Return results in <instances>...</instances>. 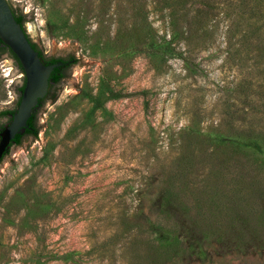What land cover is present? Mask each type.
Masks as SVG:
<instances>
[{
  "label": "rangeland",
  "instance_id": "1",
  "mask_svg": "<svg viewBox=\"0 0 264 264\" xmlns=\"http://www.w3.org/2000/svg\"><path fill=\"white\" fill-rule=\"evenodd\" d=\"M7 1L73 61L0 163V264H264V0Z\"/></svg>",
  "mask_w": 264,
  "mask_h": 264
},
{
  "label": "water",
  "instance_id": "2",
  "mask_svg": "<svg viewBox=\"0 0 264 264\" xmlns=\"http://www.w3.org/2000/svg\"><path fill=\"white\" fill-rule=\"evenodd\" d=\"M0 40L14 53L25 75V85L19 106L11 123L1 134V157L9 141L26 127L39 101L47 95L50 74L60 64L45 65L41 61L37 51L31 46L26 32L16 21L7 0H0Z\"/></svg>",
  "mask_w": 264,
  "mask_h": 264
},
{
  "label": "flooded vegetation",
  "instance_id": "3",
  "mask_svg": "<svg viewBox=\"0 0 264 264\" xmlns=\"http://www.w3.org/2000/svg\"><path fill=\"white\" fill-rule=\"evenodd\" d=\"M9 5L14 17L20 20L22 24V28L26 32V29L24 27V22L27 16L22 14V11L16 9L12 4L9 3ZM26 34L31 46L36 51L41 53L40 59L45 65L60 64L59 67L55 68L59 70L58 73H55L52 77L51 74L53 71L50 74V78L58 77V79L55 82H53V80L49 82L47 95L45 96L44 99H41L39 101L38 106L34 109L31 117L28 119L26 127L21 129L15 135V137L11 141H9L8 145L5 147V150L0 157V163L10 152L12 147L20 146L24 139L33 138L30 135V130L32 129L31 125L37 128L36 117H35L36 113L41 108L44 101H46L50 97V95L53 92V89L59 86V84L62 83V81L65 79L66 74L69 71L71 63L73 61L69 58H55L49 56L46 52L42 50L40 45H38L37 42H35L34 39L30 37V35L27 32ZM0 80L2 81L3 87H7L8 89V91L6 92L9 94L7 95V93L5 92L4 93L5 97H8L10 99L8 101H4L0 103V141H1L2 132L11 123L13 115L15 114L19 106L25 85V75L23 73L20 62L18 61L14 53L11 51V49L8 46H6L1 40H0ZM5 83H9V84L6 85Z\"/></svg>",
  "mask_w": 264,
  "mask_h": 264
},
{
  "label": "trees",
  "instance_id": "4",
  "mask_svg": "<svg viewBox=\"0 0 264 264\" xmlns=\"http://www.w3.org/2000/svg\"><path fill=\"white\" fill-rule=\"evenodd\" d=\"M228 1V0H227ZM242 3H243V9H244V11L245 10H250V9H248V6H249V0H242ZM16 19V21L22 26V24H21V22H20V20L19 19H17V18H15ZM37 53H38V55H39V57L41 56V53L40 52H38L37 51ZM41 58V57H40ZM53 62H56V61H53ZM58 69H55V70H53V72H52V74H51V77L55 74V73H58ZM57 79H58V77H54V78H50L49 79V82L50 81H52L53 80V82H55V81H57ZM32 126V129L30 130V135L33 137V139L34 138H36L37 137V128L35 127V126H33V125H31Z\"/></svg>",
  "mask_w": 264,
  "mask_h": 264
}]
</instances>
